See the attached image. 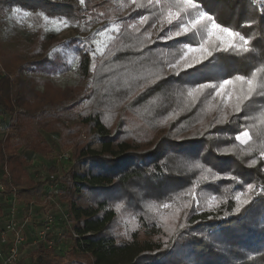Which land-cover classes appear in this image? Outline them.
<instances>
[{
  "label": "trees",
  "instance_id": "1",
  "mask_svg": "<svg viewBox=\"0 0 264 264\" xmlns=\"http://www.w3.org/2000/svg\"><path fill=\"white\" fill-rule=\"evenodd\" d=\"M118 2L0 0V11L18 7L31 12L29 19L38 29L27 57L0 45V68L6 71L0 78V117L9 119L0 139V170L9 173L3 179L4 193L15 194L27 204L43 195L48 180L29 176L21 151L46 157L52 148L43 133H57L60 148L74 152L72 168L59 181L66 187L61 199L71 201V221L78 236L74 250L88 255L90 264H104L137 243L133 234L128 238L117 234L120 215L127 214L136 215L143 228L162 238L144 241V247L123 264H264V159L259 155L264 150V123L248 145L235 141L242 126L257 119L253 109L264 112V96L254 95L241 112L232 111L227 122L215 123L223 107L208 94L212 90H205L195 102L187 95L199 83L219 84L237 74L248 76L257 67L264 69V0H195L216 22L251 36L250 51H215L213 57L181 70L178 76L165 68L179 61L186 44L202 40L204 32L200 37L193 32L173 35L167 43L147 38L168 8L177 11L182 6L181 0H152L151 4L138 0L141 6L132 16H146L147 22L138 31L119 30L114 45L98 59L89 85L62 88L47 76L53 71L50 68L63 64L60 55L49 54L66 40L51 42L41 59L31 60L44 43L38 12L70 23L86 18L113 20L119 13ZM189 13H181L185 22L197 16L195 9ZM248 22L254 23L240 27ZM32 70L38 74L24 77ZM260 76L264 78V72ZM70 112L77 113L79 122L67 123ZM81 130L86 139L79 135ZM94 136L102 144L99 151L91 147ZM253 159L255 165L250 164ZM196 163L202 168H195ZM207 168L212 173L205 181L201 174ZM212 174L222 178L212 181ZM202 184L220 204L210 211L205 205L202 210L189 207L184 226L165 232L149 206L169 201V190L176 199L172 203L185 205L192 200L189 193L195 188L199 192ZM248 184L253 190H248ZM79 187L85 191L82 196ZM241 193L245 194L242 200L249 202L235 212V196ZM79 200L83 202L77 206ZM32 259L38 264L57 263L55 252L47 249L34 253Z\"/></svg>",
  "mask_w": 264,
  "mask_h": 264
},
{
  "label": "rangeland",
  "instance_id": "2",
  "mask_svg": "<svg viewBox=\"0 0 264 264\" xmlns=\"http://www.w3.org/2000/svg\"><path fill=\"white\" fill-rule=\"evenodd\" d=\"M116 6L119 9V13L116 14V18L113 20L101 21L97 19L86 18L83 21L76 23H70L69 21L66 20L67 26H65V24L61 22L64 21L65 19L48 17L49 19L45 20L44 17L46 15L41 12H38L43 19L44 43L40 51L36 53L35 56L31 58V60L41 59L51 42L57 40H66L65 43L58 46L55 50H53L49 54V56L52 58L56 57L57 55H60L61 59L63 60V64L59 68H50L53 71L51 73L48 72L49 74L47 76L56 85L62 88L74 86V85H84V84L89 85L91 81L90 74L94 71L98 59L102 57L103 54L112 45H114V43L117 40L119 30L123 27L130 30H134L142 25L138 23L141 17L137 18L132 16L137 6V2L134 4L132 3V0H119L118 4L116 3ZM169 11H172L173 13L176 12L174 9L168 8L165 16L151 27L147 38L149 41L160 42V43H167L172 41L173 36L171 39H165L166 34L175 33L173 32L172 28L176 25L175 24L176 20L174 19L172 24H169L167 22V15ZM30 14L31 12L23 11L18 7L5 8L0 11V36H1L0 45L4 50L8 52L21 53L25 57L31 54L32 51L31 47L38 36V29L30 21L29 19ZM114 25H119L118 31L114 28ZM132 25H135L136 27L134 28L132 27ZM189 32L196 33L197 35H199V37L201 34V32L191 28ZM203 32H204V38H202V40L199 39L196 43L189 42V44H191L192 46H198L199 43L203 42L204 40H207L208 37L206 30ZM101 33H103V35H101ZM73 39H75V41L69 42V40H73ZM186 51L187 48L186 46H184L182 56ZM194 55L197 54L190 53L189 58H191ZM181 57L178 60H181ZM171 65L165 68V72L168 74L174 71ZM36 74L38 73L32 70L26 72L24 77H28ZM22 77L18 76L15 78H22ZM236 87L239 88L238 85ZM217 101L223 107L222 112L226 113L227 117L231 116L233 108L229 105H226L225 102L221 100V98L219 97H216V102ZM234 102L235 101L233 100L232 103ZM252 113H253V117L257 119H253L251 122H249L250 124L247 127L253 140L259 134L261 127V126L259 127V124L261 125L262 123H264V119L262 118L264 116V112L259 113L257 110L253 109ZM65 119L68 124H74L76 122H79L78 115L75 112L68 113ZM8 124H9V119H7V121L5 119L4 120L0 119V138H2L3 135L5 134L6 126ZM79 135L81 136L82 139H86V133L84 130H81L79 132ZM52 136L53 138L51 137L50 141L53 143L57 141L58 135H52ZM91 147L92 149L98 151L102 149V144L98 141L96 136H94L91 140ZM61 150L62 152H70L71 159L73 161V153H74L73 148L62 147ZM58 155L59 153H55L54 156V158H56L57 160L59 157ZM58 162L61 163V168H62L64 161L58 160ZM71 168L72 166L70 167V169ZM51 170L53 172L55 169L54 170L51 169ZM5 173H6L5 169H2L0 171V180L4 177ZM66 173L67 172L65 171V169L62 168L58 175L62 178L65 176ZM199 189H200L199 192H197V189L195 188L194 192L200 202L201 205V207L199 208L200 210H202L201 209L202 205H205V208H208V210L210 211L216 208L220 204V200L215 194L205 193L207 192L206 190H209L208 185L202 184L199 186ZM78 190H79V196L80 195L82 196V194L85 193L84 189H81V187H79ZM57 191L58 190L56 189L53 192L48 193L46 197L48 198L50 195H54L56 197L57 201L55 202V204H51L49 202H47L46 204L47 206L52 205V212H56L60 210L59 208H63L64 206L63 204L65 203L70 204L71 202V201H62L61 199L62 190L59 191V194L57 193ZM167 194L168 196H170L169 197L170 199L167 198L166 200L169 201L160 202V206H151V205H150L151 207L149 206V210L150 211L152 210V214L158 217L159 223L163 227V230L165 232H167L169 228H175L177 225L182 224L184 216L189 210V207H185V205L188 204L189 201L185 205H180L179 207L176 204L172 203V202H176V199L174 196H171V190L167 191ZM237 195H240L241 199H243V197L245 196L244 193ZM213 197L216 198V203H214L213 207L210 209L208 207V201H210ZM57 198H60L61 201L58 200ZM82 202L81 200H79V202L77 201V206L82 204ZM166 204L168 205V207L164 206ZM38 206L43 208L44 203L38 204ZM119 206H122V204H119ZM192 206H194V209L197 210L195 202L192 203ZM0 213H2L1 210ZM59 215L62 216V214ZM28 218L30 219V217ZM20 221H22V219ZM118 221H119V226L116 228L117 234L123 235L126 238L130 237V235L133 234L134 238H136L137 243L129 251L125 253H120L117 255L110 256L109 259L104 264L127 263L131 261L132 257L144 247V241L158 242L162 238V236L160 235H153L154 231H152V229L146 230L145 228H143L140 219L136 215H131V214H127L124 216L120 215V219ZM29 222L32 225L34 224L31 222V219ZM64 226L65 225L63 221L58 222V225L54 226V229L55 232L59 231V233L62 234V237L55 239L54 236L50 234L47 238L46 243L40 241L39 237L36 238L35 241H33L34 239L32 237L31 239L33 240L29 241L31 237L30 236L29 239L26 241L27 244L24 247V252L20 264H38L39 262L37 260L32 259V255L34 253H40V251L44 249L53 250L55 252V257L57 259L56 264H90L92 260L88 255L82 254L74 250L75 240H76V237L74 236V234H76L73 228L74 224L72 225V229L69 231H66ZM48 241L49 242L55 241V246L50 248L47 245ZM29 249L30 251L28 252L27 250Z\"/></svg>",
  "mask_w": 264,
  "mask_h": 264
},
{
  "label": "snow or ice",
  "instance_id": "3",
  "mask_svg": "<svg viewBox=\"0 0 264 264\" xmlns=\"http://www.w3.org/2000/svg\"><path fill=\"white\" fill-rule=\"evenodd\" d=\"M137 0H132V3H136ZM159 2V0H157ZM80 3L83 4L84 0H80ZM152 3V0H149V4ZM182 6H178V10L173 13L172 11L168 12L167 22L169 24L173 23V20H176L177 31L174 34H166L165 39H171L172 36L179 37L181 34L188 33L190 28L196 29L199 32L206 30L207 40L199 43L198 46H192L191 44H186L187 51L181 57V60L177 61L175 64L171 65L174 70L175 75H179L181 70H187L194 66V63H201L204 60H207L214 56L215 51L223 52H235V53H246L250 51V46L252 42L251 36H246L242 34L241 31L235 30L231 27L223 26L221 23L216 22L214 15L210 14L208 11L201 10L202 5L195 2V0H181ZM141 5H137L140 7ZM189 9L197 10V16L192 19L190 22L186 23L184 21L181 13H189ZM45 20L49 19L47 16L44 17ZM148 17L142 16L138 21L139 24L146 23ZM67 26L66 20L61 21ZM254 22H248L245 25L240 27H251V24ZM199 26V27H198ZM132 27H136L132 25ZM114 28L118 31L119 25H114ZM139 30L138 28L136 29ZM103 35V33H101ZM150 35V34H149ZM216 42H219L218 44ZM99 50V49H98ZM190 53H195L197 55L189 58ZM264 72V69L257 67L255 68L250 75H240L237 74L231 78L223 79L219 84L213 83H199L195 87L188 90V97L193 98V101L199 99V95H203L205 90L211 89L212 91L208 94L213 98L219 97L225 102L226 105H229L233 108L235 113H239L242 110V107L245 104V101L250 100L254 95L264 96V78L260 76V73ZM237 84L240 85L237 88ZM235 101L232 103V101ZM177 113L173 112L172 115L175 116ZM227 114L221 112L219 118L215 123L227 122ZM243 130L235 135V141L239 142L241 145H248L252 140V136L248 130L247 126H242ZM224 153L228 152V149L222 150ZM261 159H264V150H261L259 153ZM257 161L255 159L250 161L251 165H255ZM194 167L197 169L202 168V165L199 163L194 164ZM212 173L211 168L203 169L201 174V179L207 181L209 179V174ZM222 177L218 174H212L211 180L215 181L221 179ZM231 179H236V177H231ZM253 185L248 184L247 188L249 191L253 190ZM195 188V185L193 186ZM264 191V189H262ZM192 196V200L185 205V207H191L192 203L195 202L196 208L201 207L198 198L195 195L194 190L189 193ZM237 201V207L235 212H239L241 207L244 204H247L248 200H242L240 195L235 196ZM216 203V198L213 197L208 201V207L211 209ZM168 207V205H164ZM183 227L184 225H180Z\"/></svg>",
  "mask_w": 264,
  "mask_h": 264
},
{
  "label": "crops",
  "instance_id": "4",
  "mask_svg": "<svg viewBox=\"0 0 264 264\" xmlns=\"http://www.w3.org/2000/svg\"><path fill=\"white\" fill-rule=\"evenodd\" d=\"M0 119H2V120L5 119L7 121V118L0 117ZM7 127H8V125L6 126L5 133L7 131ZM52 135H58L57 141H55L53 143L50 141L51 137L53 138ZM43 136H44L45 140L50 144V146L52 148V153H50L48 156L44 157V156H41L39 154L32 152L31 150L24 149L21 151V155H22L24 161L26 162V170H27V172L31 178H33L35 181L48 180L46 190L40 198L34 197L33 201L29 204L23 202L22 200H19L15 194L7 195L4 193V185H3L4 177L9 176L8 171H6L4 177L0 180V210L2 212V213H0V234H1V231L5 228L6 223L10 219V217H11L10 215L12 214V210L15 209V212H14L15 217H17L18 220L29 219L28 217H30L31 222L34 223L33 224L34 226L29 223L27 228H26L27 238L29 239V237L31 236L29 241L33 240L35 238V235L37 234V231H39L41 229L42 224L44 223L46 211L52 210V205L51 206L46 205L47 204V198H46L47 194L52 192V187L55 186L56 183H58V185H59L57 188L58 194H59V191L62 190V193H63L66 190V187L64 185L60 184L59 181H60L61 177L58 174L62 168L65 169V171L67 172L66 174H68V172L70 171V167L73 164V161L72 160H70L68 162L64 161L62 168H61V163L58 162V160L56 158H54L55 153L60 154V152H61V148L59 145L60 135L57 133L50 134V133L44 132ZM51 169H53V170L55 169V170L52 172ZM61 196H62V194H61ZM57 199L60 200V198H57ZM41 203L42 204L44 203L43 208L38 206V204H41ZM70 204H71V202H70ZM28 214H29V216H28ZM56 216H57L56 217V222H57L56 225H58V222L63 221L64 225L66 226V223L63 220L62 216H60L59 214H56ZM65 226H64V228H65ZM34 228H36V229H34ZM32 237H33V239H31ZM54 237H55V239H58V238L62 237V235L59 234V232H58L57 234L54 235ZM7 247H8L7 244H3L1 242V237H0V252H5L7 250ZM27 251L29 252L30 249Z\"/></svg>",
  "mask_w": 264,
  "mask_h": 264
},
{
  "label": "built area",
  "instance_id": "5",
  "mask_svg": "<svg viewBox=\"0 0 264 264\" xmlns=\"http://www.w3.org/2000/svg\"><path fill=\"white\" fill-rule=\"evenodd\" d=\"M6 76V73L3 69L0 68V78ZM58 156V160L68 162L71 159L70 152H60ZM58 183L52 187L53 190L58 188ZM3 189V188H2ZM56 197L54 195H50L47 198V202L51 204H55ZM63 208H59L60 210L56 212L47 211L45 213L44 224L37 234L33 241L39 237L40 241L44 243L47 242V238L50 234L53 236L58 232H55L54 226H56V214H62V217L66 223L65 230L69 231L72 229V221H71V204H63ZM15 210H12V214L10 215V219L5 225V228L1 231L0 237L1 242L3 244H7V250L5 252H0V264H20L24 252V247L26 246V241L28 240L26 235V228L30 223L29 219H24L22 221L18 220L15 217ZM64 229V228H63ZM60 230V229H59ZM76 233V232H75ZM60 234V233H59ZM62 235V234H61ZM75 237H78L77 234H74ZM59 237V236H58ZM55 238V237H54ZM50 248L55 246V241H48L47 244Z\"/></svg>",
  "mask_w": 264,
  "mask_h": 264
}]
</instances>
